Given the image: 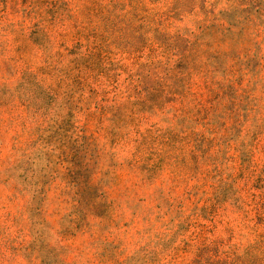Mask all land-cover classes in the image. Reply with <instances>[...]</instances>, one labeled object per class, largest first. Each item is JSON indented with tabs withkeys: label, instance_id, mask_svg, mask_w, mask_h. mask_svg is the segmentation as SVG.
Returning <instances> with one entry per match:
<instances>
[{
	"label": "rangeland",
	"instance_id": "rangeland-1",
	"mask_svg": "<svg viewBox=\"0 0 264 264\" xmlns=\"http://www.w3.org/2000/svg\"><path fill=\"white\" fill-rule=\"evenodd\" d=\"M0 264H264V0H0Z\"/></svg>",
	"mask_w": 264,
	"mask_h": 264
}]
</instances>
